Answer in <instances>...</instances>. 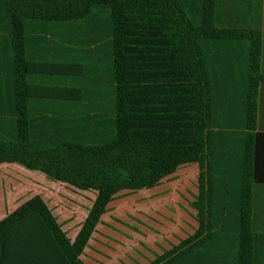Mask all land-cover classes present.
<instances>
[{"label": "trees", "instance_id": "16d2710c", "mask_svg": "<svg viewBox=\"0 0 264 264\" xmlns=\"http://www.w3.org/2000/svg\"><path fill=\"white\" fill-rule=\"evenodd\" d=\"M221 10V0H0V165L97 192L74 243L40 195L22 204L0 220L2 257L35 231L83 264L116 195L197 164L198 227L151 264H264L262 33L225 27Z\"/></svg>", "mask_w": 264, "mask_h": 264}, {"label": "crops", "instance_id": "0c3cea01", "mask_svg": "<svg viewBox=\"0 0 264 264\" xmlns=\"http://www.w3.org/2000/svg\"><path fill=\"white\" fill-rule=\"evenodd\" d=\"M221 7V22L225 27L255 28L262 33L261 63L264 72V0H221ZM259 130L264 132V84ZM20 168L31 176H24L26 186L29 185L24 195L27 198L25 202L40 195L67 238L74 243L94 205L97 192L82 191L54 181L41 172L29 173ZM198 174L197 164L182 166L152 189L123 191L116 195L80 256L83 264H151L193 235L198 223L191 204L198 191L194 195L189 191L188 197L177 188L180 183L190 182L198 190ZM257 194V225L264 229V187L259 188ZM21 199L15 198L12 207L0 213V220L24 204H19ZM183 205L190 208L191 213ZM23 232L28 234H18L7 241V252L4 257L0 255V264H68L44 235L34 234L35 231Z\"/></svg>", "mask_w": 264, "mask_h": 264}, {"label": "rangeland", "instance_id": "374dc122", "mask_svg": "<svg viewBox=\"0 0 264 264\" xmlns=\"http://www.w3.org/2000/svg\"><path fill=\"white\" fill-rule=\"evenodd\" d=\"M19 166L13 164L0 166V213H2L5 209L9 210L12 207V203L15 198L22 197L21 201H18L19 204L25 202L27 199L24 195L26 191H28L29 185L27 184L28 186H26L27 181L25 177L29 178L31 176L23 173V170H20V167L22 166ZM22 169L29 173L32 172L24 167H22ZM174 183L179 184V182ZM178 189L186 193L188 197H190L189 191L191 195L196 194V192L198 191L196 190L194 183L190 182H184V184L182 183V185L180 183L177 190ZM184 203L188 206V203L186 201H184ZM185 208L188 210V212L191 213L190 208Z\"/></svg>", "mask_w": 264, "mask_h": 264}]
</instances>
